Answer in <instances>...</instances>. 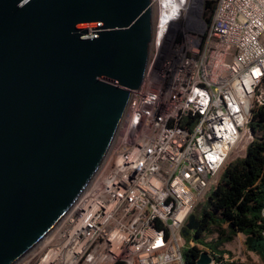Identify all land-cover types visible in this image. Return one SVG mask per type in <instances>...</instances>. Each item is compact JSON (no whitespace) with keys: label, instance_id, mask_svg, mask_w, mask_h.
I'll use <instances>...</instances> for the list:
<instances>
[{"label":"built area","instance_id":"2783aa9c","mask_svg":"<svg viewBox=\"0 0 264 264\" xmlns=\"http://www.w3.org/2000/svg\"><path fill=\"white\" fill-rule=\"evenodd\" d=\"M203 1L150 0L145 74L106 155L14 264H184V223L264 100V0H217L210 22Z\"/></svg>","mask_w":264,"mask_h":264},{"label":"water","instance_id":"95a60500","mask_svg":"<svg viewBox=\"0 0 264 264\" xmlns=\"http://www.w3.org/2000/svg\"><path fill=\"white\" fill-rule=\"evenodd\" d=\"M150 0H0V264L84 190L144 77ZM189 214L182 233L195 231ZM206 250L196 264H210Z\"/></svg>","mask_w":264,"mask_h":264},{"label":"trees","instance_id":"16d2710c","mask_svg":"<svg viewBox=\"0 0 264 264\" xmlns=\"http://www.w3.org/2000/svg\"><path fill=\"white\" fill-rule=\"evenodd\" d=\"M216 1H203L206 22H210ZM249 128L251 139L246 144L244 155L224 165L219 180L207 194L197 216L199 225L193 231L194 235L199 236L206 231L208 236L214 234V237L186 247L183 250L184 264H196L203 250L215 264H247L225 259L230 251L224 246L231 243L237 234L243 236L245 248L264 263V218L261 215L264 206V100L253 109Z\"/></svg>","mask_w":264,"mask_h":264},{"label":"rangeland","instance_id":"374dc122","mask_svg":"<svg viewBox=\"0 0 264 264\" xmlns=\"http://www.w3.org/2000/svg\"><path fill=\"white\" fill-rule=\"evenodd\" d=\"M250 139H251V136L250 137L247 136V137H244L243 139H241L233 147V149L229 152L228 156L226 157L224 165L227 162H229L235 158L243 156L244 152H245L246 144L248 143V141ZM224 165H223V167H224ZM223 167L216 173V177H215L216 181L219 180L221 172L223 170ZM214 185H212L210 188H213ZM206 197H207V194L205 192L201 196V198L199 199L198 204L196 205L194 210L191 212L192 214H195L196 216H198V214L200 213V210L203 208V206L205 204ZM212 237H214V234H213V236L212 235L208 236L206 231H203L199 236H195L194 232L192 230H190L187 235H184L185 245L183 246V250L186 247H188L189 245H191L190 244L191 240L193 241V244H199L200 242H204L206 240H209ZM224 247H225V249L230 251L229 253H226L228 258H232V259H235L238 261H243L247 264H254L253 259H255V255H253L247 251V249L245 248L244 243H243V236L241 234L236 235L234 240L231 243L226 244ZM257 261H259V263L261 264L259 259Z\"/></svg>","mask_w":264,"mask_h":264},{"label":"crops","instance_id":"0c3cea01","mask_svg":"<svg viewBox=\"0 0 264 264\" xmlns=\"http://www.w3.org/2000/svg\"><path fill=\"white\" fill-rule=\"evenodd\" d=\"M237 235H240V234H237ZM247 251H248V250H247ZM248 252H250L251 254L255 255V259H253L254 264H260L259 261H257V260L259 259V257H258L256 254H254L253 252H251V251H248ZM225 256H226L225 259H230V260H232V258H228L227 255H225ZM257 258H258V259H257ZM259 260H260V259H259ZM260 262H261V264H264L261 260H260Z\"/></svg>","mask_w":264,"mask_h":264}]
</instances>
